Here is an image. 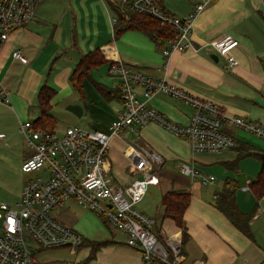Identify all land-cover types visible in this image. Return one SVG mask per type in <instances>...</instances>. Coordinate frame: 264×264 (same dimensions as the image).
Returning <instances> with one entry per match:
<instances>
[{"label":"crops","instance_id":"0c3cea01","mask_svg":"<svg viewBox=\"0 0 264 264\" xmlns=\"http://www.w3.org/2000/svg\"><path fill=\"white\" fill-rule=\"evenodd\" d=\"M155 1L165 12L179 18L189 15L196 2ZM111 5L124 6L121 0H40L32 22L10 36L0 51V89L7 90L9 94V104L0 103V134L3 135L0 145L5 142L4 146L9 148L16 144L17 141L13 139L8 142L5 134L20 133L21 124L33 122L39 117L37 92L43 85L56 91L49 113L55 120L54 132L62 133L66 128L74 126L107 132L109 124L121 110L119 82L108 74L110 63L115 62L143 71L156 79H165L196 97L218 104L227 115L244 118L264 128V0L209 1L193 24L191 47L173 53L168 59L162 55L168 38L154 41L136 30H128L115 37V14ZM225 34L239 42L231 51L236 65L230 68L227 67L226 58L218 55L209 45ZM94 50H99L106 63L91 70L89 76L83 79L82 98L71 85L70 77L80 58ZM14 51H19L27 62L14 59ZM94 82L105 88L104 94L100 93ZM137 92L141 99L140 90ZM150 106L178 125H185L192 112L190 106L165 94L154 96L150 100ZM57 107H62L71 119L60 132L56 129L59 123ZM227 132L235 138L238 146H247L251 153L264 152V141L255 135L234 127H229ZM24 141L26 144L25 138ZM132 149L157 154L163 160L157 172L158 184L149 186L146 192L147 194L151 188L156 202L155 213L148 215L140 209L143 199L138 210L156 222L157 235L162 242L169 238L180 240L183 257L181 264L186 262L181 231L176 226L164 225V222H172L171 220L161 219L163 208L160 200L169 190L190 194V204L184 214L189 237L198 229L204 235L208 234V230L202 228L203 225L200 226L202 221L212 224L217 232L231 231L229 225L238 231L215 208V199L226 181L230 180L236 185L235 196L239 211L244 214L253 211L248 206L245 207L239 197L244 195V191H249L248 185L260 171L261 163L256 157L246 156L235 162L236 149L222 151L214 164L220 168L217 173L220 175L221 185L217 194L210 197L202 189V184L191 181L179 172V165L182 163H193L200 169L204 168V163L194 159L196 153L191 151L184 138L155 123L143 127L139 136L125 130L120 136L111 138L109 162L111 177L115 183L124 186L143 177L140 173L133 175L130 171L128 156ZM30 156V150L24 152L19 165ZM166 166H174L178 174L162 172V168ZM259 213L258 210L254 212L250 227L254 226ZM162 225L173 233L166 237ZM263 258L261 256L255 264ZM207 259L212 264H225L224 260L219 262L212 255ZM192 260L189 264H207L205 257L201 261Z\"/></svg>","mask_w":264,"mask_h":264},{"label":"built area","instance_id":"2783aa9c","mask_svg":"<svg viewBox=\"0 0 264 264\" xmlns=\"http://www.w3.org/2000/svg\"><path fill=\"white\" fill-rule=\"evenodd\" d=\"M39 1L0 0V51L14 32L32 22ZM209 1L196 0L193 11L182 18L165 12L155 0H121V3L171 30L173 35L162 50V55L168 59L173 53L191 47L193 24ZM238 44V40L225 34L209 45L226 58L230 68L236 65L231 51ZM12 57L27 62L19 51L12 52ZM108 74L119 82L122 105L107 132L74 126L57 133L34 130L30 122L21 124L20 132L31 151L21 169L37 175L22 186L17 202L0 203V264H40L36 255L41 250L68 248L70 253H75L83 238L54 216V211L68 201L100 215L113 230L123 234L126 244L140 253L141 264H181L180 240L169 238L162 242L154 231L156 222L138 210L148 187L159 182L157 172L163 164L162 158L132 149L128 156L130 171L143 177L128 185H119L110 173L111 138L125 130L139 136L143 127L155 123L184 138L193 153L217 154L235 148V138L227 133L229 127L239 128L264 141L261 125L227 115L218 104L196 97L165 79H156L120 62L110 64ZM158 94L191 107L185 125L173 123L150 106V100ZM8 96V91L1 88L0 103L9 104ZM2 136L0 134V138ZM179 172L203 185L214 181L213 176L205 175L193 163L180 164ZM258 264H264V258Z\"/></svg>","mask_w":264,"mask_h":264},{"label":"rangeland","instance_id":"374dc122","mask_svg":"<svg viewBox=\"0 0 264 264\" xmlns=\"http://www.w3.org/2000/svg\"><path fill=\"white\" fill-rule=\"evenodd\" d=\"M62 107L56 108L59 118L56 129L59 132L71 122L70 117ZM5 136L8 142L13 139L17 143L11 145L9 148L4 146L5 142L4 145H0V203L13 204L20 197L21 187L27 181L36 177L37 173L23 172L21 169L22 165L18 163L24 152L29 150L21 132H17L16 135L5 134ZM12 136L14 137L11 138ZM220 153H196V158H194L196 161L204 163L203 169L198 167L201 171L203 170L204 173L211 174L215 178L212 184L201 185L202 189L206 190V193L210 197L217 194L221 185L220 175L217 173L220 168L214 165ZM162 172H174L178 174L174 166H171V168L167 166L163 167ZM244 192V195H241L239 200L245 207L248 206L250 209H253L255 200L252 194L250 191ZM154 199L155 197H153L150 188L143 198L140 209L148 215H154L156 205ZM257 210L260 212L259 218L255 221L254 226L250 227V237L242 235L230 225L227 226L231 231L217 232L213 229L212 224L201 220L203 224L200 226L203 225L202 228L208 230V234L204 235L199 229H195L196 232L190 235V237L186 233L183 237L184 255H186V262L184 264H189L192 259L201 261L204 257L207 264H212L211 260L207 259L211 255L219 262L225 261V264L257 263L261 256H264L263 202H259ZM54 216L74 229L85 241L100 244V247L96 252H92L85 244L81 248H77L73 254L69 252L68 248L41 250L36 255V260L40 264H141L139 252L129 247L126 244L125 237L120 232L113 230L100 215L83 210L75 203L68 201L62 208L54 211ZM165 224L175 227L174 223L170 221L164 222ZM164 225H162V231L168 237L173 231L165 228ZM31 245L32 247L35 246L33 243Z\"/></svg>","mask_w":264,"mask_h":264},{"label":"trees","instance_id":"16d2710c","mask_svg":"<svg viewBox=\"0 0 264 264\" xmlns=\"http://www.w3.org/2000/svg\"><path fill=\"white\" fill-rule=\"evenodd\" d=\"M111 9L115 14V23L113 27L115 37H119L121 33L128 30L140 31L154 41H163L173 35L170 29L161 27L156 20L148 16L134 13L126 5L122 7L111 5ZM104 63H106V60L102 57L99 50H94L80 58L71 74L70 82L75 91H77L82 98L84 97L81 85L83 79L89 76V72L91 70L103 65ZM94 84L101 94L105 93V88L96 82H94ZM118 91L120 103L122 105L120 87H118ZM55 94L56 91L49 86L43 85L39 88L37 92V109L39 110V117L33 122H30V126L34 130L54 132L55 120L51 117V115H49V113L52 107L51 101ZM233 149H236L237 152L235 162H238L246 156H254L261 163V168L257 177L248 185V190L255 200V205L253 211L248 214L240 212L236 204V185L229 180L224 183L222 189L218 193L215 199V208L242 235L250 237L251 218L254 212L258 209L259 202H264V152L259 154L251 153L249 148L243 144L239 146L236 144V147ZM190 200L191 197L188 192L174 189L169 190L160 200L163 208L161 219L171 220L176 228L181 231L183 237L186 235L184 214L190 204ZM154 231L157 234V226H155ZM85 244L92 252H96V250L100 247V244L89 241L87 242L83 239L78 249Z\"/></svg>","mask_w":264,"mask_h":264}]
</instances>
